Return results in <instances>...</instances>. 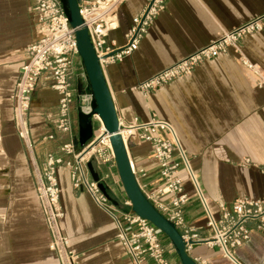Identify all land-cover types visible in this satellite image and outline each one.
<instances>
[{"label": "crops", "instance_id": "1", "mask_svg": "<svg viewBox=\"0 0 264 264\" xmlns=\"http://www.w3.org/2000/svg\"><path fill=\"white\" fill-rule=\"evenodd\" d=\"M146 2L121 4L118 28L110 33L117 45L125 44L133 19ZM35 7V0H0V264H60L49 248L50 234L30 155L16 132L13 116L12 96L26 49L35 39ZM261 13L264 0H166L138 48L104 68L123 124L134 118L149 121L155 114L174 127L216 218L238 197L264 198V173L258 168L264 167V87H258L255 76L233 50L203 62L190 77L166 83L147 95L136 87L206 46L222 29L230 30ZM241 47L246 59L264 73V29L244 37ZM50 85L49 79L38 84L29 115L34 154L40 162L47 152L61 155L60 147L70 141L75 144L79 133L76 108L71 112V133L56 129L50 116L57 109L59 95ZM49 135L53 139L43 140ZM127 146L138 181L148 189L157 188L161 176L150 143L131 137ZM247 158L257 166L243 164ZM107 168L94 164L96 171ZM111 169L117 172L116 167ZM180 176L190 196L184 218L200 239L193 243L190 255L211 264H233L218 247L210 248L204 242L211 237L205 210L183 170ZM57 178L64 211L60 226L80 254L81 264H133L117 238V222L84 187L72 186L68 167L60 165ZM108 185L116 201L126 198L115 177ZM247 225L255 228L256 223ZM160 237L166 257L181 264L170 240L163 233ZM235 255L243 264H264V229H254Z\"/></svg>", "mask_w": 264, "mask_h": 264}, {"label": "built area", "instance_id": "2", "mask_svg": "<svg viewBox=\"0 0 264 264\" xmlns=\"http://www.w3.org/2000/svg\"><path fill=\"white\" fill-rule=\"evenodd\" d=\"M124 1L126 0H78L83 26L89 30L103 70L109 64L123 61L138 48L140 41L166 4V0H147L143 10L133 19L131 29L125 36V44L119 46L110 38V33L118 28V10ZM35 3V39L26 49L25 61L20 68L12 100L16 132L30 155L38 198L50 234V250L56 253L60 264H81L80 254L71 247L69 237L60 226L64 211L60 203L61 189L57 169L60 165H65L70 170L72 186L75 189L84 187L97 205L117 222V238L125 247L133 264H173L166 257V249L160 237L162 232L148 220L134 213L127 197L118 200L119 204L115 205L101 190L99 183H103L110 194L108 181L114 180L115 177L119 185L121 182L118 173L111 169L116 167L111 135L107 133L98 115H92V123L95 121L99 124L96 129L93 127V138L79 150H76L75 144L70 141L60 147L61 155L47 152L42 162L36 158L29 115L32 96L38 84L44 79H49L51 88L58 93V106L50 118L56 129L63 134L72 131V109L76 108L84 114L92 113L93 98L88 91L87 78L79 56L77 28L71 26L61 0H35ZM263 29L264 13H261L229 31L222 30L219 36L206 46L159 71L140 83L136 89L147 95L166 83L190 77L200 64L227 54L230 50L239 55L244 67L255 76L258 87H264V73L246 59L241 47L244 37ZM119 133L127 148L131 137L150 143L152 155L159 168L161 184L154 189H148L145 184H141L131 162L133 172L148 200L179 229L187 251L190 253L193 243L200 239L194 233V228L187 226L184 218V207L190 196L185 192L181 170L191 182L195 196L208 219L207 226L211 237L204 242L210 248L218 247L231 263L243 264L236 257L235 250L249 240L254 229H264V198L238 197L231 207L222 208L221 217L216 218L189 156L169 122L157 118L155 114L149 121L134 118L132 123L123 124L119 120ZM46 139H53V135L43 138ZM89 162L106 166L109 170L97 171L99 180L95 181L88 168ZM243 164L257 166L248 158ZM258 168L264 173V167ZM140 172L145 175V172ZM121 189L123 190L122 185ZM167 196L170 197L165 199ZM250 221L256 223L255 228L248 227ZM193 259L197 264H211L208 259L202 257Z\"/></svg>", "mask_w": 264, "mask_h": 264}, {"label": "water", "instance_id": "3", "mask_svg": "<svg viewBox=\"0 0 264 264\" xmlns=\"http://www.w3.org/2000/svg\"><path fill=\"white\" fill-rule=\"evenodd\" d=\"M61 2L71 26L77 28L76 40L79 56L87 78L88 91L93 98L92 113L84 114L79 111V133L75 146L82 147L93 138L94 129L92 115H98L107 133L111 135L110 141L115 155L117 173L125 195L132 204V211L148 220L166 235L181 264H197L187 251L184 238L179 229L148 200L137 182L132 169L128 148L119 133V117L116 106L104 70L93 47L89 30L87 27L83 26V18L79 12L78 0H61ZM88 168L93 179L98 181L99 173L95 171L92 162L88 163ZM99 186L101 190L108 195L112 203L115 205L119 204L118 201L109 194L103 183H99Z\"/></svg>", "mask_w": 264, "mask_h": 264}, {"label": "rangeland", "instance_id": "4", "mask_svg": "<svg viewBox=\"0 0 264 264\" xmlns=\"http://www.w3.org/2000/svg\"><path fill=\"white\" fill-rule=\"evenodd\" d=\"M255 16H256V15H255ZM255 16H254V17H255ZM246 22H247V21H246ZM238 26H239V25H238ZM232 29H233V28H232ZM222 30H224V29H222ZM222 30H221V32H222ZM230 30H231V29H230ZM225 31H229V30H225ZM221 32H220V33H221ZM230 51H231V50H230ZM228 53H229V52H228ZM236 54H237V53H236ZM223 55H224V54H223ZM98 125H99V124H98L97 122H95V121L93 122V127H94L95 129L98 127ZM107 169H108V168H107ZM120 186H121V185H120ZM165 236H166V235H165Z\"/></svg>", "mask_w": 264, "mask_h": 264}]
</instances>
